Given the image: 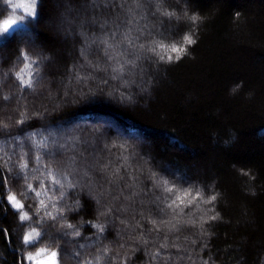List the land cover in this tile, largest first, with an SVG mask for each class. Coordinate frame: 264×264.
<instances>
[{
  "label": "trees",
  "instance_id": "16d2710c",
  "mask_svg": "<svg viewBox=\"0 0 264 264\" xmlns=\"http://www.w3.org/2000/svg\"><path fill=\"white\" fill-rule=\"evenodd\" d=\"M121 3L39 0L38 19L0 38V264H28L27 253L38 246L56 250L59 264H123L124 256L127 264H264V0H163L161 9L176 14L171 19L152 0H142V8ZM10 11L0 0V16ZM93 17L108 21V33L118 23V41L132 29L146 47L157 40L186 52L172 62L141 53L133 74L129 65L122 79H112L115 61L95 49L87 60L80 55L81 22L90 35L101 33ZM64 23L69 34L58 30ZM187 35L194 44H184ZM22 49L40 64L35 92L15 78ZM21 113L27 119L18 124ZM33 133L47 148L29 140ZM37 153L43 164L33 172ZM25 160L27 180L18 167ZM49 170L63 189L45 179ZM33 176L49 189L46 196L34 198L28 189L31 183L40 190ZM186 190L217 199L173 212L167 204ZM13 194L41 232L34 245L22 242L26 225L8 203ZM40 199L56 220L44 216ZM77 201L81 206L70 209ZM209 208L219 217L202 230ZM168 220L174 229L161 223ZM65 222L73 228L60 227Z\"/></svg>",
  "mask_w": 264,
  "mask_h": 264
},
{
  "label": "snow or ice",
  "instance_id": "6c2138e0",
  "mask_svg": "<svg viewBox=\"0 0 264 264\" xmlns=\"http://www.w3.org/2000/svg\"><path fill=\"white\" fill-rule=\"evenodd\" d=\"M2 2L11 9L10 12L5 13L4 15L0 16V38L6 37L12 32L18 31L20 25L26 24L28 22V19L36 20L38 19L39 15V9L40 4L39 0H25V2H13V0H2ZM99 0H91L92 4H97ZM103 3L107 4L109 3V0H102ZM114 2V0H113ZM128 0H122L121 6H123L124 3H127ZM152 2L156 3L157 5V11L161 12L162 15L169 17L170 19L175 17V12H169L166 10L161 9L160 5L163 3V0H152ZM132 3L135 4L136 8H142V0H132ZM23 9V12L25 15H17V10ZM131 12V8L129 9ZM184 15H187L185 13ZM179 19V17H176ZM190 19L192 21H197L200 18L197 16H191ZM74 22V21H69ZM93 24L99 23V27L101 29V33L99 35L96 34H89L87 31L84 30V23L85 21L81 22V26L78 30V35L81 37L82 40V46L80 48V55L87 60L88 54L95 49L98 52H102L103 55L108 58L109 60L115 61L114 64H110L109 67H111L112 72L114 75L112 76V79H122L125 69L130 65L131 68L129 69V74H133L131 69H134L137 66V61L141 60L143 57L140 55L141 53H153L156 56L159 57L160 61L165 62H172L174 59L179 60L182 55L185 54L186 48L183 46H177V44L173 43L171 45H167L163 43L162 41L153 40L149 45L138 43L139 37H133L132 36V29L124 31L121 36L120 40H116L117 32L119 31V24L115 23V27L113 28L111 33H108L105 31V29L108 27V21H97L95 17L92 18L91 21ZM195 41L192 39L190 35H187L184 37V44L185 45H192ZM121 45H125L123 50H121ZM132 49V58L129 59L128 50ZM174 54V55H173ZM21 61H23V68L20 69V71L15 72V78L17 81H19V84L26 89H29L33 92H35V85L37 84V81L41 78L39 77L38 73L40 71V64L38 63L37 59H34L31 55V53L28 50L22 49L19 52V57ZM48 59L47 56H41L40 60H46ZM33 72H35L37 75H33ZM90 78V77H88ZM77 80L84 79V77H81L79 73H77L76 76ZM125 85H127L128 81H123ZM235 91V89H234ZM4 100H8V96L3 97ZM38 115V114H37ZM21 116L23 118L18 119V124H23L25 120L27 119V113H21ZM6 127V125H4ZM35 134L33 133L31 136H29V140H32L34 145L37 148H47L46 140H34L33 137ZM61 149L66 148L67 145H59ZM107 147V146H106ZM27 153L24 154L26 156ZM24 156L21 157V159H24ZM55 153H50V158H54ZM11 159V157H9ZM127 159V158H125ZM34 161L36 164V167L32 169L33 172H36L39 170V166L43 164V157L37 153L35 154ZM74 163V158H73ZM19 170L21 173L24 174L23 178L25 180L28 179V169L29 164L27 160H25L24 163H19L18 165ZM45 169H47V165H44ZM107 165H105V168ZM119 172V169L116 170ZM2 175V173H0ZM87 175V173H85ZM6 181L8 179L7 176L3 177ZM153 180H155V174H152L151 177ZM33 179L41 180V183L39 184V189L37 190L31 183H28L27 187L31 192L35 193L34 198H40L47 195V189L43 183V180L39 176H33ZM45 179H50L51 183L53 185H59L60 189H63L65 187V184L62 183V180L60 178H57V176L53 175V173L49 170L47 177ZM64 180L67 178L64 177ZM78 183V182H77ZM156 185H163L165 191L171 193L174 191L173 188L167 187L168 181L167 180H158L155 181ZM67 186L69 188L76 187V184L72 182H68ZM64 193L60 192V197L63 198ZM48 199H52L51 197H48ZM197 199H201L204 204H212L217 199V195H211L208 199H203L202 194L197 193L196 197H192V192L190 190H186L182 192L180 195H178L174 200L171 201V203L167 204L168 208L173 209V212L176 211L177 208L180 207V205L184 204H192L195 203ZM8 203L10 206L17 211L19 214V220L20 221H29L31 220V217L29 216L27 211H22L24 209V204H22L18 199L16 195H8L7 196ZM99 203V201H97ZM44 205L41 207V205ZM40 209H44V216L50 217L52 220H56L57 217L53 216L51 211H47L48 205L45 203V199L39 200ZM79 201L76 202L75 205L69 206V208H76L78 209L80 207ZM53 208H55V205H53ZM62 209H57V211H61ZM203 211V210H201ZM214 208H209L207 211H204V214L200 217L201 222V228L203 230V224L207 223L209 221H215L218 219L219 214L216 213L215 215H208V212H214ZM183 212V209H181V213ZM37 217H39L40 221H44V216H40L39 210H37L36 213ZM63 219V218H62ZM189 223H195V221H187ZM91 223V222H90ZM121 224L126 223L123 219L120 221ZM153 224L156 223V221H152ZM162 224H166L170 229H174L176 227V223H173L172 220L168 221H161ZM179 223V221H177ZM30 230L26 232V234L22 237V242L24 245H34L37 243V238L41 236V232L37 231L35 227H32L29 225ZM60 227H67L69 229L73 228L72 224H67L66 222L64 224H61ZM98 227L99 232H104L106 229L103 225L96 226ZM135 227H139V224L135 225L133 230H135ZM72 235L79 236L80 232L74 231ZM131 238V237H130ZM136 239L143 240L142 236H137ZM145 244H147V240H143ZM123 247V245H121ZM107 249L104 250L105 255H107ZM78 255V254H77ZM27 261L34 262V264H59L58 262V252L56 250L49 249L48 247H39L37 251L28 252L26 256ZM100 259L99 257L97 258ZM128 257L124 256L122 258L123 264H127ZM204 264H207L205 261Z\"/></svg>",
  "mask_w": 264,
  "mask_h": 264
},
{
  "label": "rangeland",
  "instance_id": "374dc122",
  "mask_svg": "<svg viewBox=\"0 0 264 264\" xmlns=\"http://www.w3.org/2000/svg\"><path fill=\"white\" fill-rule=\"evenodd\" d=\"M18 1H19V2H25V0H18ZM22 10H23V9H22ZM95 14H97V11H95ZM24 15H25V13H24ZM58 30L61 31V32H62V31H63V32H66V33H68V34L70 33L68 27L66 26V23L60 25V26L58 27ZM106 124H108V123H106ZM108 125H109V124H108ZM106 126H107V125H106ZM22 211H23V210H22ZM22 223H23V222H22ZM24 224L26 225V227H25V228H26V229H25V234H26V232L30 230L29 225H31V224H29L28 221H25ZM31 226H32V225H31ZM39 247H40V246L36 247V248H35L34 250H32L31 252L34 253L35 251L38 250ZM27 263H28V264H34V262H29V261H27Z\"/></svg>",
  "mask_w": 264,
  "mask_h": 264
},
{
  "label": "clouds",
  "instance_id": "9594fccd",
  "mask_svg": "<svg viewBox=\"0 0 264 264\" xmlns=\"http://www.w3.org/2000/svg\"><path fill=\"white\" fill-rule=\"evenodd\" d=\"M242 86V85H241ZM239 87V86H238ZM53 200L57 199L56 197H52ZM44 205L42 204L41 207H43ZM57 209L53 208V211H56ZM62 211V210H61Z\"/></svg>",
  "mask_w": 264,
  "mask_h": 264
}]
</instances>
